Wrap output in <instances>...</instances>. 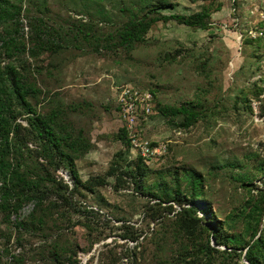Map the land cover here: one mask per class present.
<instances>
[{
  "label": "trees",
  "instance_id": "16d2710c",
  "mask_svg": "<svg viewBox=\"0 0 264 264\" xmlns=\"http://www.w3.org/2000/svg\"><path fill=\"white\" fill-rule=\"evenodd\" d=\"M204 1L191 13L167 14L164 10L177 6L172 0H75L74 5L80 7L88 19L80 17L73 20L72 27L56 28L47 24L42 15L29 13L31 6L42 11L48 0H27L26 8L25 0H0V29H3L0 31V209L9 218L19 213L26 203L34 202L30 218L18 220L17 228L37 229L39 222L46 224L48 216L62 213L67 205L73 206L76 194L95 193L108 176L115 178L121 187L126 186L128 179L135 192L144 194L148 200L143 209L144 225L128 223L130 219L125 216L118 218L123 221L117 229L125 245L119 250L117 244L106 243L97 264H122L124 259L129 264H264V156L261 153L250 151L242 157L214 160L209 166V175L221 174L233 183V192L229 194L231 208L215 205L212 199L215 187L195 165L180 163L172 171L150 167L148 162L167 156L170 145L167 152L156 159L140 154L130 159L131 141L123 124L117 133L123 149L115 153L105 175L85 180L79 173L77 161L96 145L85 126L76 127L72 113L82 108L76 104L72 109H63L57 101L55 108L42 113L37 107L40 102L30 99L38 98L43 89L37 80L34 83L29 77L33 72L26 67V56L19 64L10 61L2 65L1 54L15 58L31 51L36 56L47 52L51 56L72 45L88 46L96 53L104 49L117 52L120 48L131 52L147 42L148 32L160 22L175 21L192 29L208 30L212 27L214 12L221 10L224 4L220 0ZM24 17L28 19V35L23 31ZM99 20L113 28L103 30ZM241 40L242 45L251 44L257 49L264 46V37L252 38L248 31L242 32ZM177 56L169 53L167 60ZM196 68L203 80L188 98L177 104L163 103L157 87L135 85L154 94L153 113L147 118L141 117L144 137H147L144 126L155 113L180 130H190L213 111L207 93L214 84L204 62ZM263 91L264 87L256 89L262 110L264 98L260 95ZM242 100L246 108L251 107L248 94L237 96L233 106ZM81 103L94 106L86 99ZM116 109L119 112L117 105ZM22 111L27 114L28 125L17 121ZM31 141L36 143V149L30 147ZM59 169L70 175L72 187L57 174ZM234 170L238 172L233 173ZM152 173H157L154 181L149 180ZM51 194L57 197L54 201L48 199ZM100 199L111 206L103 196ZM152 222L156 228L148 235L145 229L150 228ZM85 224L91 228L89 223ZM50 253L54 264L79 262L75 249L65 251L59 248V243L51 245Z\"/></svg>",
  "mask_w": 264,
  "mask_h": 264
},
{
  "label": "rangeland",
  "instance_id": "374dc122",
  "mask_svg": "<svg viewBox=\"0 0 264 264\" xmlns=\"http://www.w3.org/2000/svg\"><path fill=\"white\" fill-rule=\"evenodd\" d=\"M74 1L48 0L42 11L31 6L29 13L42 15L47 24L56 28L60 25L69 28L75 19H88L86 13L74 5ZM172 1L177 4L176 8L166 9L164 13H191L206 2ZM220 1L224 4L223 8L214 12L213 24L208 30L192 29L175 21L168 24L160 22L148 32L147 42L139 44L131 52L120 48L117 52L104 49L96 53L88 46L77 48L72 45L63 47L51 56L48 52L36 56L31 51L15 58L1 54L2 65L10 61L19 64L20 59L26 56V67L33 72L29 77L34 83L37 80L38 86L43 89L38 98L30 99L40 102L37 107L42 113L47 114L55 108L57 101L63 109H72V105L76 104L82 108L78 112H71L76 117V127L85 126L96 145L77 161L79 173L86 180L105 175L115 153L123 149L117 137L123 122L116 109L115 86L129 83L140 87H157L158 97L163 103L177 104L188 98L197 83L203 80L196 67L204 62L206 73L214 84L207 93L208 104L213 111L190 130H180L163 116L152 115L144 126V133L153 143H168L170 151L166 157L148 163L152 169L159 171H172L180 163L195 165L215 187L212 195L215 205L231 208L233 204L229 194L233 192V183L221 174L209 175L208 169L214 160L242 157L250 151L264 156V110L261 109L262 100L256 96V89L264 87V46L257 49L251 44L242 45L241 40L243 31L260 22L259 16L251 11H264V0ZM217 3L215 1V5ZM26 7L27 0L24 4ZM99 21L103 30L113 28L111 24ZM22 23L25 34H30L28 19L24 17ZM169 53L178 56L167 60ZM38 69L42 70L41 73H38ZM243 91V94H248L251 107L246 108L242 100L237 109L233 104L237 96L243 95ZM260 97L264 98V91ZM83 99L92 101L94 106L82 104ZM217 101L220 103L216 107ZM26 116L22 111L17 121L28 125ZM30 147L36 149L37 145L31 141ZM172 148L175 149L171 157ZM136 155L131 149L129 158L134 160ZM63 173L71 181L72 187L70 175L62 169L57 172L67 180ZM156 179L157 173L150 174V181ZM104 182L95 193L76 194L73 206L63 207L62 213L54 212L46 218V224L39 222L37 229L16 227L18 220L30 218L34 202L26 203L19 213L11 214L9 218L0 209V264H54L50 259L51 245L54 243H59V248L65 251L75 249L78 264H97L99 253L105 249L106 243L117 244L121 250L125 240L119 236L117 227L123 221H118V218L125 216L130 219L128 223L144 225L143 209L148 198L135 192L134 185L128 179L125 187L119 186L113 177L106 176ZM54 195L51 194L48 199L54 201L57 198ZM98 195L103 196L111 206H106ZM199 213L203 215L201 211ZM85 223H89L91 228ZM155 228L152 222L145 233L151 235ZM105 234L109 236L105 237ZM122 264L129 263L124 259Z\"/></svg>",
  "mask_w": 264,
  "mask_h": 264
},
{
  "label": "built area",
  "instance_id": "2783aa9c",
  "mask_svg": "<svg viewBox=\"0 0 264 264\" xmlns=\"http://www.w3.org/2000/svg\"><path fill=\"white\" fill-rule=\"evenodd\" d=\"M251 12L259 16V23L261 24L250 28L248 35L252 38L264 37V11L255 9ZM115 88L116 105L119 109L123 125L128 131L132 151L147 159H156L164 155L168 150V143H153L151 139L143 136L140 127L141 117L147 118L153 113V92L129 83L120 84L119 86H115ZM65 177L71 183L67 175Z\"/></svg>",
  "mask_w": 264,
  "mask_h": 264
},
{
  "label": "crops",
  "instance_id": "0c3cea01",
  "mask_svg": "<svg viewBox=\"0 0 264 264\" xmlns=\"http://www.w3.org/2000/svg\"><path fill=\"white\" fill-rule=\"evenodd\" d=\"M114 89V88H113ZM116 92L115 91H113V94H115ZM116 98V97H115ZM84 100V99H83ZM115 102V101H114ZM99 121V120H98Z\"/></svg>",
  "mask_w": 264,
  "mask_h": 264
}]
</instances>
